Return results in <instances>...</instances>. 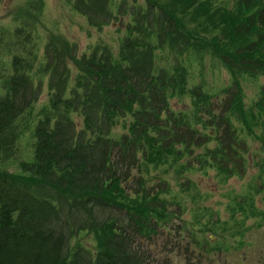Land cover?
Instances as JSON below:
<instances>
[{
	"label": "trees",
	"instance_id": "1",
	"mask_svg": "<svg viewBox=\"0 0 264 264\" xmlns=\"http://www.w3.org/2000/svg\"><path fill=\"white\" fill-rule=\"evenodd\" d=\"M71 5L94 27L127 15L128 33L115 57L106 46L78 58L67 50L65 56L77 58L74 74L57 41L46 44L42 67L50 103L66 109L33 121L28 109L43 85L31 71L35 54H11V40L0 45V264H167L168 257L151 249L162 254L169 243L175 247L172 201L163 195L170 183L149 177L148 170L167 155L176 158L181 151L176 145L199 144L204 136L169 106V94L185 87L184 66L157 64L155 49L178 46L213 55L233 75L226 93L238 100L226 109L244 115L237 76L264 72V0H72ZM19 27L9 36L20 33ZM145 32L156 42L147 41ZM187 92L197 103L207 97L200 86ZM258 94L254 106L264 109V91ZM198 108L208 112L203 103ZM71 113L80 115L82 126ZM202 119L199 114L198 122ZM217 119L218 130L229 128L222 114ZM117 125L125 131L116 133ZM9 161L14 170H8ZM165 162L163 167L171 165ZM81 232L94 233L93 251L73 245Z\"/></svg>",
	"mask_w": 264,
	"mask_h": 264
},
{
	"label": "rangeland",
	"instance_id": "2",
	"mask_svg": "<svg viewBox=\"0 0 264 264\" xmlns=\"http://www.w3.org/2000/svg\"><path fill=\"white\" fill-rule=\"evenodd\" d=\"M71 1L0 0V32H3L0 45L11 40V54L32 51L35 58L31 71L36 82L39 78L43 80L38 100L28 109L31 121L44 113L59 114L66 109L50 103L47 74L42 67L46 44L57 41L56 47L63 53L70 73L74 74L78 70L74 62L81 54H88L92 47L99 45L106 46L115 57L120 41L128 33L126 27L130 20L127 15L94 27L72 8ZM226 1L219 0V3ZM17 26L22 31L9 36L8 32ZM143 37L151 43L156 42L154 35L145 32ZM67 50L77 58L65 56ZM5 51L6 48L2 52ZM155 54L159 65L184 66L185 87L179 91L181 93L169 94V106L181 120H189L204 140L189 146L176 145L181 151L176 152L174 159L167 155L170 166L163 167L165 159L162 165L148 170L149 177L170 183L163 195L172 201L169 208L173 218L169 230L176 241L175 247L169 243L162 254L156 247L151 251L158 253L161 259L168 257L167 264H264V109L254 106L255 100L260 98L258 93L264 91V72L258 77L237 76L244 93L240 100L244 109L242 115L238 109H226L228 104L234 105L238 100L237 96L231 98L226 93L233 75L213 55L178 46L172 49L167 45L156 48ZM192 86H200L208 99L204 97L197 103L187 92ZM201 103L207 107V113L199 112ZM251 106H254L252 114L248 112ZM199 114L203 119L198 122ZM221 114L229 125L226 130H218L217 118ZM70 116L78 127L82 126L79 114L71 113ZM120 127L114 128L118 134L125 131ZM161 137L166 138L164 134ZM32 143L28 140L25 146L27 154L32 151ZM223 143L226 146L232 143L234 148L221 149ZM6 166L8 170L15 169L11 161ZM134 171L137 174V168ZM147 182L151 185L154 181L148 178ZM241 197H246L244 203ZM78 244L93 251L96 246L94 233L81 232L73 242V245Z\"/></svg>",
	"mask_w": 264,
	"mask_h": 264
}]
</instances>
